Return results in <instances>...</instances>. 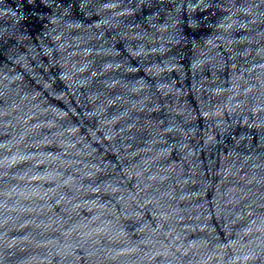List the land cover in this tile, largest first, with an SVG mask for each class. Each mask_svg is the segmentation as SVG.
I'll list each match as a JSON object with an SVG mask.
<instances>
[{
	"label": "clouds",
	"instance_id": "1",
	"mask_svg": "<svg viewBox=\"0 0 264 264\" xmlns=\"http://www.w3.org/2000/svg\"><path fill=\"white\" fill-rule=\"evenodd\" d=\"M0 264H264V0H0Z\"/></svg>",
	"mask_w": 264,
	"mask_h": 264
}]
</instances>
